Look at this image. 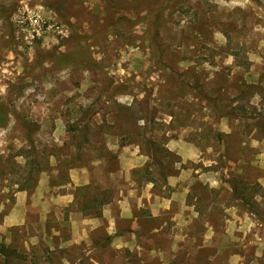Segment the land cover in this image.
Masks as SVG:
<instances>
[{
	"label": "rangeland",
	"instance_id": "obj_1",
	"mask_svg": "<svg viewBox=\"0 0 264 264\" xmlns=\"http://www.w3.org/2000/svg\"><path fill=\"white\" fill-rule=\"evenodd\" d=\"M27 16L30 31L35 20L51 27L32 47L17 25ZM2 110L0 220L37 169H58L56 182L100 158L114 170L115 151L139 144L158 179L199 168L225 186L195 189L204 207L188 243L174 247L176 229H164L156 258L136 264H264V0H0ZM182 138L198 144V164L165 150ZM56 215L46 231L33 212L28 227L0 234L16 252L10 264L132 263L111 249L91 263L84 245L60 248L69 230Z\"/></svg>",
	"mask_w": 264,
	"mask_h": 264
},
{
	"label": "crops",
	"instance_id": "obj_2",
	"mask_svg": "<svg viewBox=\"0 0 264 264\" xmlns=\"http://www.w3.org/2000/svg\"><path fill=\"white\" fill-rule=\"evenodd\" d=\"M164 148L176 154L182 165L201 161L202 151L198 144L184 138L170 139ZM117 150V156L111 157L117 166L114 170L100 158L85 165L70 166L63 182L55 181L59 175L55 167L52 175L41 172L34 189L15 193L14 204L0 220V234L12 228L28 227V216L33 212L46 231L52 213L60 211L63 216L59 219L56 215L58 227L69 230V240L60 248L84 245L82 256L91 263L97 258L93 254L104 249L124 253L123 259L131 260L130 264H136L135 261L145 256L155 259L161 251L157 248V237L169 227L176 229L169 238L174 247L188 243L192 238L189 234L192 223L202 215L203 210L199 207H204L202 196L195 189L205 187L206 181L211 180L209 190L217 191L225 186L221 177L217 178V173L200 172L199 168L193 172L178 169L174 174L163 173L165 179L161 188L165 194L160 193L159 179L150 168L149 175H141L150 162L149 156L141 152L140 145H123ZM118 178L120 181L117 182ZM260 184L264 187V179ZM215 204L226 207L219 200ZM231 209L226 208L225 212ZM166 215L172 217L169 222L163 220ZM202 224L208 230L201 238L204 243H209L215 233L204 222ZM234 228L232 222L226 227L230 241L233 237L230 232ZM102 230L104 238L99 239L96 233ZM228 259L234 262L238 255L230 254Z\"/></svg>",
	"mask_w": 264,
	"mask_h": 264
},
{
	"label": "trees",
	"instance_id": "obj_3",
	"mask_svg": "<svg viewBox=\"0 0 264 264\" xmlns=\"http://www.w3.org/2000/svg\"><path fill=\"white\" fill-rule=\"evenodd\" d=\"M0 124L5 120V118L9 115L8 113H5L3 110L2 112H0ZM260 133L263 134V137H264V130L263 131H260ZM154 164V163H152ZM151 163L146 165L144 170L142 171L141 175L143 174L144 175H149V169L150 166L152 165ZM37 174H40L41 172H43L44 170H41V169H37ZM158 177L160 180L164 181L165 179V175L162 173V172H159L158 173ZM26 183L23 187H21L18 191L20 190H32L35 188L36 186V183H37V179H35L34 177H28V179H26ZM29 185L27 182H29ZM7 212V211H6ZM5 212V213H6ZM4 213V214H5ZM3 214V215H4ZM16 252L12 249H10L8 246H6L4 243H1L0 242V264H10L11 260H13L14 256H15Z\"/></svg>",
	"mask_w": 264,
	"mask_h": 264
},
{
	"label": "built area",
	"instance_id": "obj_4",
	"mask_svg": "<svg viewBox=\"0 0 264 264\" xmlns=\"http://www.w3.org/2000/svg\"><path fill=\"white\" fill-rule=\"evenodd\" d=\"M28 21L29 24L31 23L30 19L28 18H21L18 22L17 25L20 29V35L22 37L21 42L23 41V44L26 47H32L39 39L42 37L43 34H45L47 31L50 30V26H47V23L45 22H40L38 20H35L37 29L30 31L27 26H28ZM31 25V24H30ZM19 34V33H18Z\"/></svg>",
	"mask_w": 264,
	"mask_h": 264
}]
</instances>
